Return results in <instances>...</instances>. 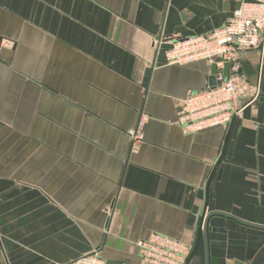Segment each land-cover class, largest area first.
I'll return each instance as SVG.
<instances>
[{
    "label": "crops",
    "instance_id": "obj_1",
    "mask_svg": "<svg viewBox=\"0 0 264 264\" xmlns=\"http://www.w3.org/2000/svg\"><path fill=\"white\" fill-rule=\"evenodd\" d=\"M231 0H0V264L97 253L139 264L157 233L204 264L209 213L264 228V52L242 73L260 96L227 128L186 134L178 104L209 88L205 61L166 65L155 41L221 28ZM149 76L145 80V72ZM140 115L143 141L128 132ZM208 264H264V229L207 221Z\"/></svg>",
    "mask_w": 264,
    "mask_h": 264
},
{
    "label": "built area",
    "instance_id": "obj_2",
    "mask_svg": "<svg viewBox=\"0 0 264 264\" xmlns=\"http://www.w3.org/2000/svg\"><path fill=\"white\" fill-rule=\"evenodd\" d=\"M231 1L239 8L221 28L206 35L154 42L157 48L167 47L163 51L166 65L184 66L198 61L215 65V87L190 92L179 101L177 124L186 134L229 127L260 96V87L242 73L241 64L247 54L264 52V0ZM9 46L10 42L0 41V50ZM146 122V116L140 115L136 127L128 132L131 147L143 141ZM135 247L139 264H187L193 251L190 243L157 233L138 240ZM64 264L105 262L94 253Z\"/></svg>",
    "mask_w": 264,
    "mask_h": 264
},
{
    "label": "water",
    "instance_id": "obj_3",
    "mask_svg": "<svg viewBox=\"0 0 264 264\" xmlns=\"http://www.w3.org/2000/svg\"><path fill=\"white\" fill-rule=\"evenodd\" d=\"M238 8H239V4H235V10H237ZM223 73H224V75H226V73H227V67L226 66L224 68ZM215 74H216V68H215V65H212L211 66V71H210L209 84H208L209 88H213L216 85L215 77H214ZM148 76H149V70H147L145 72V80H147ZM211 216H222V217H225V218L233 219L236 222H238L240 224H243V225H246V226H250V227L258 228V229H264L262 227L255 226L253 224H249V223L240 221V220H238V219H236V218H234V217H232L230 215L218 213V212H215L214 210H212L209 213V215L205 218L204 223H203V229H202V232H203V240H204V264H208V247H207V241H206V228H207V221H208V219ZM112 264H114V263H112ZM115 264H117V263H115Z\"/></svg>",
    "mask_w": 264,
    "mask_h": 264
}]
</instances>
